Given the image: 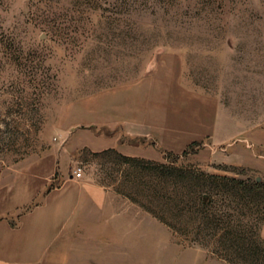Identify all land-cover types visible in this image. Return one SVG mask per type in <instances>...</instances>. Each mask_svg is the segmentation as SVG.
<instances>
[{"label": "rangeland", "instance_id": "1", "mask_svg": "<svg viewBox=\"0 0 264 264\" xmlns=\"http://www.w3.org/2000/svg\"><path fill=\"white\" fill-rule=\"evenodd\" d=\"M163 62L191 93L215 99L218 115L216 141L175 153L177 164L264 182V0H0V170L58 147L67 173L80 168L145 219L138 170L116 151L61 155L71 146L61 127L90 95ZM169 230L189 264H230Z\"/></svg>", "mask_w": 264, "mask_h": 264}, {"label": "crops", "instance_id": "2", "mask_svg": "<svg viewBox=\"0 0 264 264\" xmlns=\"http://www.w3.org/2000/svg\"><path fill=\"white\" fill-rule=\"evenodd\" d=\"M174 67L163 62L138 81L90 95L69 130L61 127L71 145L61 155L83 147L161 161L193 142L216 141L215 99L191 93ZM59 154L54 146L0 170V264H189L187 254L172 252L167 226L148 213L142 220L136 205L119 203L95 180L67 173Z\"/></svg>", "mask_w": 264, "mask_h": 264}, {"label": "trees", "instance_id": "3", "mask_svg": "<svg viewBox=\"0 0 264 264\" xmlns=\"http://www.w3.org/2000/svg\"><path fill=\"white\" fill-rule=\"evenodd\" d=\"M118 155L148 188L140 205L173 233L230 264H264V239L256 231L264 219V182L178 165V154L171 152L166 162Z\"/></svg>", "mask_w": 264, "mask_h": 264}, {"label": "built area", "instance_id": "4", "mask_svg": "<svg viewBox=\"0 0 264 264\" xmlns=\"http://www.w3.org/2000/svg\"><path fill=\"white\" fill-rule=\"evenodd\" d=\"M74 175H75V177L80 178L81 175H82L81 169H80V168H77V169L74 171Z\"/></svg>", "mask_w": 264, "mask_h": 264}]
</instances>
